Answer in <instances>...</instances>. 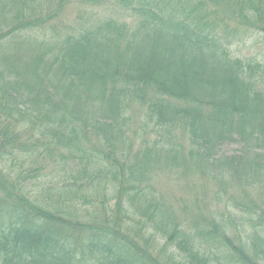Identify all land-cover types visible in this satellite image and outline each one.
<instances>
[{
	"label": "trees",
	"instance_id": "16d2710c",
	"mask_svg": "<svg viewBox=\"0 0 264 264\" xmlns=\"http://www.w3.org/2000/svg\"><path fill=\"white\" fill-rule=\"evenodd\" d=\"M69 1L0 0V264H264V0Z\"/></svg>",
	"mask_w": 264,
	"mask_h": 264
},
{
	"label": "rangeland",
	"instance_id": "374dc122",
	"mask_svg": "<svg viewBox=\"0 0 264 264\" xmlns=\"http://www.w3.org/2000/svg\"><path fill=\"white\" fill-rule=\"evenodd\" d=\"M112 10L113 7H109V6H105L104 8H100L97 10H90V8L88 7L87 3L85 0H70L69 1V5L65 8L64 12L67 13L66 16L68 17L69 22L74 25L77 26V23L79 22V19L81 20H85V22L88 21L90 15L92 12H95L94 14H96V12L100 15H113L112 14ZM84 17V19H82L81 17ZM77 21V23H73ZM82 22V23H85ZM260 47H263L264 49V38L263 37H259L258 35L253 36L251 39L247 40L245 43H238L234 46V49L237 52H240L241 55L242 54H246L249 58H255L256 55L260 56L262 58L259 57V59H263L264 60V50L261 53H258V50ZM264 62V61H263ZM237 149V145L235 144H227L224 145L221 152L223 154H231L234 152V150ZM185 194L184 191L180 190L178 192V199H180L181 197H183ZM186 197V196H185Z\"/></svg>",
	"mask_w": 264,
	"mask_h": 264
}]
</instances>
